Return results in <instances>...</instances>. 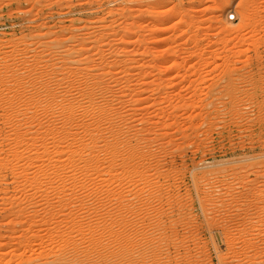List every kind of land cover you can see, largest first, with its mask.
I'll return each mask as SVG.
<instances>
[{
  "label": "rangeland",
  "instance_id": "obj_1",
  "mask_svg": "<svg viewBox=\"0 0 264 264\" xmlns=\"http://www.w3.org/2000/svg\"><path fill=\"white\" fill-rule=\"evenodd\" d=\"M73 260L264 264V0H0V264Z\"/></svg>",
  "mask_w": 264,
  "mask_h": 264
},
{
  "label": "bare ground",
  "instance_id": "obj_2",
  "mask_svg": "<svg viewBox=\"0 0 264 264\" xmlns=\"http://www.w3.org/2000/svg\"><path fill=\"white\" fill-rule=\"evenodd\" d=\"M228 15H229V14H228ZM73 152H74V151H73ZM71 153H72V151H71ZM75 153H76V152H75ZM72 154H73V153H72ZM68 157H69V155L67 156V158H68ZM70 158H71V157H70ZM70 158H69V159H70ZM69 159H68V160H69ZM66 162H67V161H66ZM67 241H68V240H67ZM66 243H67V242H66ZM67 245H71V246L73 247L74 244L72 245V244H69V243H68ZM71 255H72V253H71ZM66 258H67V257H66ZM66 264H77V263H76L75 260H73L72 262L66 261Z\"/></svg>",
  "mask_w": 264,
  "mask_h": 264
},
{
  "label": "built area",
  "instance_id": "obj_3",
  "mask_svg": "<svg viewBox=\"0 0 264 264\" xmlns=\"http://www.w3.org/2000/svg\"><path fill=\"white\" fill-rule=\"evenodd\" d=\"M227 20L230 21V22H233L235 20V15L234 14H229L227 16Z\"/></svg>",
  "mask_w": 264,
  "mask_h": 264
}]
</instances>
